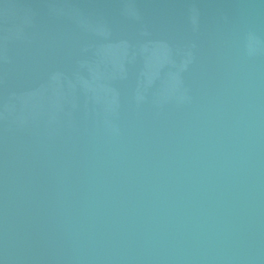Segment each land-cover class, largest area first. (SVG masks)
I'll return each mask as SVG.
<instances>
[{
	"label": "water",
	"instance_id": "95a60500",
	"mask_svg": "<svg viewBox=\"0 0 264 264\" xmlns=\"http://www.w3.org/2000/svg\"><path fill=\"white\" fill-rule=\"evenodd\" d=\"M0 264H264V0H0Z\"/></svg>",
	"mask_w": 264,
	"mask_h": 264
}]
</instances>
